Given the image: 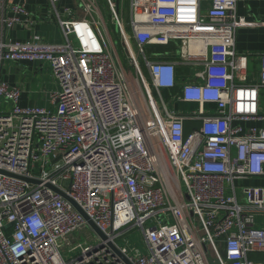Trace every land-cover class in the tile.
Returning <instances> with one entry per match:
<instances>
[{"label":"built area","instance_id":"1","mask_svg":"<svg viewBox=\"0 0 264 264\" xmlns=\"http://www.w3.org/2000/svg\"><path fill=\"white\" fill-rule=\"evenodd\" d=\"M30 1L0 0V99L13 103L0 112V171L38 181L0 172V264H125L115 248L132 264H252L264 251V187L240 200L236 180L264 176V125H248L264 121V80L244 81L238 0H105L130 69L100 0H49L62 41H6L14 25L45 20ZM7 61L50 62L55 109L21 106L1 76ZM188 121L200 126L187 132ZM88 227L95 243L80 240ZM136 228L146 253L118 244Z\"/></svg>","mask_w":264,"mask_h":264},{"label":"crops","instance_id":"2","mask_svg":"<svg viewBox=\"0 0 264 264\" xmlns=\"http://www.w3.org/2000/svg\"><path fill=\"white\" fill-rule=\"evenodd\" d=\"M64 4L75 8L74 3L71 1ZM28 8L35 16L45 18V20H40L34 27L30 28L21 24L14 25L7 31L5 35L6 41H32L35 35H39L44 41L49 42H58L63 39L60 27L56 22V15L54 12L51 13L49 11V0H31ZM237 13L239 16L245 17L248 22V24L239 27L236 33V49L238 53L248 56L247 63H244V81L246 84L258 85L264 80V70L262 68L264 63V0H238ZM48 14L51 15L50 19H46ZM169 48L165 47L163 49ZM173 57L175 58L176 56ZM250 65L255 69V72H252V76L249 73ZM177 75L180 79L189 77L191 71L187 67H178ZM1 76L4 81L11 85H16L22 90L20 105L23 107L33 105L45 107L43 105H47L49 99H51V91L59 85L58 79L53 74L51 63L48 61H7L2 67ZM10 103L13 106V103ZM263 104L262 99L261 109ZM50 105H52L51 101ZM178 107L185 111L195 108L196 105L185 104L178 105ZM248 125L261 126L264 125V121H253L249 122ZM199 126L200 122L188 121L186 123V131L189 132ZM236 186L239 199L241 200L244 187H264V176L238 179L236 180ZM256 224L259 228H264V213L259 214L258 220H255V226ZM145 248L147 252L146 244ZM222 249L225 253L224 245H222ZM248 256L252 264H264V251H254L249 253Z\"/></svg>","mask_w":264,"mask_h":264},{"label":"rangeland","instance_id":"3","mask_svg":"<svg viewBox=\"0 0 264 264\" xmlns=\"http://www.w3.org/2000/svg\"><path fill=\"white\" fill-rule=\"evenodd\" d=\"M100 6H101V9L104 11L105 18L107 20V24H108V27H109V29L111 31V35H112L113 41H114V43L116 45V48H117V51L119 53L120 59L123 62V65L127 69H130V67H129L128 63H127V55H126V53L124 52V50L122 48V40H121L120 34H119L118 29L116 28V26L110 20L111 17H110V14L108 13V8H107V4H106L105 0H100ZM130 18H131V9H130V5L128 4V2H126L125 7H124V19H125V22L128 23V21H130ZM102 29L104 30V34L106 35L104 27H102ZM158 49L162 50L163 48L162 47H158ZM252 72H255V69L253 67H251V65H250L249 73H250L251 76L253 75ZM59 90H60V85H58V87L55 88L54 90H52L51 92L59 91ZM263 103H264V98H263ZM49 104H50V99H49L48 104L47 105H43V106H45L47 108L55 109L54 106H52V105L49 106ZM12 107L13 106H12V104L10 102H7L6 100L0 99V112H9ZM262 109L264 111V104H263ZM152 134H153V132H152ZM156 137L157 136L153 134V138L155 139V143H156V140H157V143L159 142V144H161L160 139H158ZM158 150H160V147H159ZM258 216L259 215L256 216L255 220H258ZM152 224H154V222L149 221L147 223V226H151ZM256 227L259 228V226H257V224H256ZM94 234H95V232L92 231V229L88 227L86 229V231H84V233L80 234V238H81L80 240L81 241H85V240L88 239L87 236H90L91 237V242L95 243L96 239L94 237ZM118 244L120 246H136V247L140 248L144 253H146V248H145V244L146 243L144 241L141 228H136L129 235L118 239ZM70 255H72V254H70Z\"/></svg>","mask_w":264,"mask_h":264},{"label":"water","instance_id":"4","mask_svg":"<svg viewBox=\"0 0 264 264\" xmlns=\"http://www.w3.org/2000/svg\"><path fill=\"white\" fill-rule=\"evenodd\" d=\"M8 176H13L25 181H34V182H38L35 179H30L27 177H23L20 175H16V174H12L6 171H0ZM58 193H60L64 198H66L67 200H69L76 208L77 210L85 217V219L88 221V223L90 224V226L94 229V231L103 239H105V234L98 228V226L92 221V219L89 218V216L85 213V211L72 199L70 198L66 193H64L63 191L56 189ZM116 253H118L120 255V257L122 258V260L124 261L125 264H132L124 255H122L116 248H115ZM214 264H219L218 261L214 262Z\"/></svg>","mask_w":264,"mask_h":264},{"label":"bare ground","instance_id":"5","mask_svg":"<svg viewBox=\"0 0 264 264\" xmlns=\"http://www.w3.org/2000/svg\"><path fill=\"white\" fill-rule=\"evenodd\" d=\"M148 132H149V131H148ZM149 134H150V132H149ZM148 141H149V143L151 144L152 148L155 150V152H157V150H158V148H159V143H158V144L155 143V139L153 138L152 135L148 136ZM154 143H155L156 145H155ZM156 148H157V150H156Z\"/></svg>","mask_w":264,"mask_h":264}]
</instances>
